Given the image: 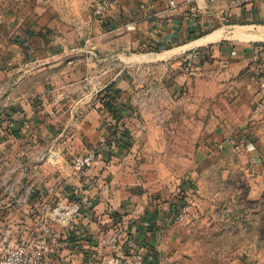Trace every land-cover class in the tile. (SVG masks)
<instances>
[{"label": "crops", "instance_id": "0c3cea01", "mask_svg": "<svg viewBox=\"0 0 264 264\" xmlns=\"http://www.w3.org/2000/svg\"><path fill=\"white\" fill-rule=\"evenodd\" d=\"M111 1L104 23L92 20L91 0L0 2V231L9 227L21 232L29 223L27 211L29 217L41 211L22 205L27 195L46 201L54 192L78 200L81 213L68 229L53 225L61 255L45 264H138V259L143 264H183L166 251L173 215L183 192L195 208L206 206L209 170L182 155L175 140L179 129L172 131V142L160 137L148 113L132 117L129 98L135 81L128 75L195 50L197 63L213 75L209 101L217 97L224 102L234 87L229 71L254 54L233 49L224 40L231 34L239 44L264 42V26L255 25L264 22V0H249L235 9L225 2ZM247 34L254 36L239 37ZM103 91L127 109L118 123L131 137L127 151L113 141L101 145L113 140L114 130L113 117L100 101ZM142 120L144 131L138 132ZM215 133L213 140L221 141L223 133ZM229 148L224 143L221 155ZM93 149H98L100 162L85 172H72V159ZM46 150L55 157L38 161ZM161 150H166L164 156ZM182 158L188 178L180 174ZM159 164L176 168L164 176L152 173ZM122 230L121 256L103 254L104 240Z\"/></svg>", "mask_w": 264, "mask_h": 264}, {"label": "rangeland", "instance_id": "374dc122", "mask_svg": "<svg viewBox=\"0 0 264 264\" xmlns=\"http://www.w3.org/2000/svg\"><path fill=\"white\" fill-rule=\"evenodd\" d=\"M92 3L91 0V17L96 20ZM255 25L264 26V22ZM230 35L224 40L230 47L254 54L239 69L229 71L234 87L224 102L217 97L209 101L208 85L213 75L209 68L204 69L197 63L195 50L165 57L153 63L149 71L142 73L135 69L128 75L135 81V93L129 98L132 117L148 113L160 137L176 140L185 158L196 161L197 168L209 170V200L205 201V207L195 208L185 199L184 192L178 198L176 211L186 205L187 216L182 222L172 220L166 251L178 256L183 264H264V42L239 44ZM175 84L177 89L173 90ZM137 126L138 132L144 131V121H138ZM174 129L181 131L175 140ZM216 129L223 133L221 141L213 140ZM167 130L169 134L163 133ZM224 143H229L230 148L221 155ZM164 152L161 150L163 156ZM54 154L51 150L41 152L38 161H45L48 156L53 159ZM207 159L209 164L205 163ZM160 165L154 166L152 173L164 176L176 168ZM188 168L182 158L183 178L189 177ZM51 195L45 197L46 201L23 198V206L41 211H34L31 217L27 211L29 223L24 224L27 228L13 232L5 227L0 231V240L6 238V244L12 245L29 241L39 232L44 210L58 200L80 205L76 199L68 200L54 192ZM31 202L38 206L29 205ZM53 232L57 235L53 247L55 257L61 255V247L60 236L54 229ZM125 238V230L114 231L104 240L107 247L102 253L113 259L121 256L120 247Z\"/></svg>", "mask_w": 264, "mask_h": 264}, {"label": "built area", "instance_id": "2783aa9c", "mask_svg": "<svg viewBox=\"0 0 264 264\" xmlns=\"http://www.w3.org/2000/svg\"><path fill=\"white\" fill-rule=\"evenodd\" d=\"M93 17L101 23L106 22L107 14L113 5L111 0H92ZM204 2L207 6H214L225 2L229 9L240 8L247 4L249 0H182L185 5L199 4ZM171 8L176 7L175 1H170ZM236 52H231L234 56ZM106 140L103 141L105 144ZM45 156L42 157L44 159ZM50 160V156L46 160ZM100 162L98 149H93L85 154L75 156L71 161V170L74 173H81L92 169ZM0 186L1 181H0ZM27 195L26 198H28ZM44 216L41 218L38 234L26 243L18 245L6 244V238L0 240V264H44L55 253L54 243L56 236L53 232V225L61 228H70L81 213V205L77 202L58 200L47 210H44ZM188 208L181 205L175 212L173 219L175 222H182L187 216ZM38 218V217H37ZM36 218V219H37ZM111 240H114L112 236ZM138 264H143L141 259Z\"/></svg>", "mask_w": 264, "mask_h": 264}, {"label": "trees", "instance_id": "16d2710c", "mask_svg": "<svg viewBox=\"0 0 264 264\" xmlns=\"http://www.w3.org/2000/svg\"><path fill=\"white\" fill-rule=\"evenodd\" d=\"M104 91L100 92L99 94L100 101L103 102L104 108L110 111L113 117L112 119L114 121V130L112 131L113 140H109L107 138L106 142L108 144L113 141L116 146L119 145L124 151H127L130 147L131 137L130 135H128V133L120 131L118 127L119 120L122 118L123 114L126 113L127 109L124 105H120L117 103V101L115 100L116 98L113 96V94Z\"/></svg>", "mask_w": 264, "mask_h": 264}, {"label": "bare ground", "instance_id": "6f19581e", "mask_svg": "<svg viewBox=\"0 0 264 264\" xmlns=\"http://www.w3.org/2000/svg\"><path fill=\"white\" fill-rule=\"evenodd\" d=\"M259 32L261 33V31H259ZM237 33H238V32H237ZM234 34H235V33H234ZM255 35H256V34H255ZM257 35H258V34H257ZM257 35H256V36H257ZM251 36H254V34H253V35H248V34H247L246 36H245V35H240L239 37L245 39V38H248V37H251ZM256 36H255V37H256ZM258 36H259V35H258ZM236 37H237V36H236ZM255 37H254V38H255ZM259 38H260V37H259ZM261 39H262V38H261ZM247 40H248V39H247ZM241 41H242V40H241ZM251 41H252V40H251Z\"/></svg>", "mask_w": 264, "mask_h": 264}]
</instances>
